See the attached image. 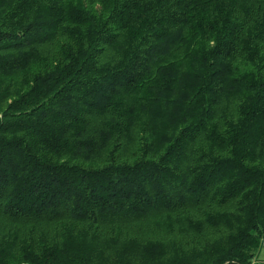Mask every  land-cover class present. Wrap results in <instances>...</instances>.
I'll return each mask as SVG.
<instances>
[{
    "label": "trees",
    "instance_id": "obj_1",
    "mask_svg": "<svg viewBox=\"0 0 264 264\" xmlns=\"http://www.w3.org/2000/svg\"><path fill=\"white\" fill-rule=\"evenodd\" d=\"M263 242L264 0H0V264Z\"/></svg>",
    "mask_w": 264,
    "mask_h": 264
},
{
    "label": "rangeland",
    "instance_id": "obj_2",
    "mask_svg": "<svg viewBox=\"0 0 264 264\" xmlns=\"http://www.w3.org/2000/svg\"><path fill=\"white\" fill-rule=\"evenodd\" d=\"M138 232H148V228L146 226H142L141 225V228L138 227ZM131 234H134V233H131ZM253 263L254 264H263L264 263V242L263 244L261 245V248L260 250L258 251V253L256 254L255 258L253 259Z\"/></svg>",
    "mask_w": 264,
    "mask_h": 264
}]
</instances>
